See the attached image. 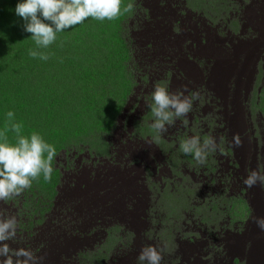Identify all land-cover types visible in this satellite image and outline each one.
Instances as JSON below:
<instances>
[{
    "label": "clouds",
    "instance_id": "obj_1",
    "mask_svg": "<svg viewBox=\"0 0 264 264\" xmlns=\"http://www.w3.org/2000/svg\"><path fill=\"white\" fill-rule=\"evenodd\" d=\"M132 10L134 14L125 23L134 22L139 28L128 32V37L123 40L122 66L126 69L135 62L140 69L138 73L144 72L141 82L146 96L134 98L126 109L135 110L138 105L134 100H138L141 102L138 109L146 111V114L131 123L133 147L115 151V154L110 150L103 153L99 150H104L105 145L101 144L99 135H93L99 130L108 131L106 134L109 136L115 134V141L119 140L121 145L128 146L131 142L123 126L115 124L121 119V103L113 105L109 120L101 119V123L93 126L88 142L66 119L70 97H66L64 92L74 91L86 72H96L103 78L108 73L107 63L98 66L90 62L83 64L75 51L83 42L86 19L112 21ZM134 16L137 19L133 21ZM0 23L1 28L13 38L14 45L21 37L12 34L21 32L28 40V55L39 58L50 67L42 99L31 102L26 110L21 108L24 112L21 121L8 107L4 110L8 111L4 113L3 126H0V264H52L50 258L55 256L60 262L64 256H77L78 264L99 261L105 264L108 257H113L111 261H114L113 255L93 256V250L97 248L102 252L108 238H117L118 233L123 232L122 228L129 225L130 229L134 224L131 230L135 231L136 226L139 228L143 224L142 220L147 215L141 214L140 221V214L132 211L131 203L143 202L147 206L144 195L152 196L157 177L171 184L170 192L162 195L164 203H177L178 200L183 205L221 203L223 200L229 203L226 210L230 216L228 223L236 229V234L229 239L227 252H234L237 245L264 241V217H259L264 204V0H133L127 5H122V0H0ZM76 25L72 35L62 34ZM181 33L182 40L176 37ZM177 40L179 43L173 46ZM132 44L142 45V52L134 49L130 53L133 59L141 56L139 62H133L129 56L127 48L133 49ZM61 48L73 50L65 64L66 68L71 66V81L64 85H60L58 79ZM195 60L204 66L197 67ZM225 60L226 66H222L220 62ZM132 74L137 75L135 72ZM33 83L35 85L37 81L33 80ZM151 83L154 88L146 92L145 86ZM180 85L185 88L179 90ZM130 92L131 89L123 102L126 103ZM101 106L104 108L105 104L101 103ZM149 110L153 118L147 115ZM192 116L196 123L190 125ZM212 118L216 123L213 126L210 125ZM189 134H201L202 138L188 137ZM215 135H221L230 142L233 155L236 159L235 153L239 157L241 169L238 161L230 165L233 181L228 194H223V190L219 192L218 199L211 201L210 194H207L209 190L203 183L207 180L204 176L197 174L191 177L181 169L179 174L187 183L182 182L177 190V181L159 174L163 167L173 165L177 158L182 157L176 154L171 158L176 150L189 158L191 156L205 170L212 171L217 164L208 156L218 150ZM10 136H13L12 141ZM54 138L60 141L54 144ZM85 141L95 150H90ZM78 142L80 147L77 149L66 148L70 156L62 169L63 195L58 197L57 207L47 212V204H35L31 213L40 219L33 218L31 226L27 227L30 240L20 247L17 239L22 226L17 216L6 212L8 201L11 203L20 196L17 199L19 208L15 212L19 213L20 208L25 210L29 200L23 198L22 193L41 178L54 185L59 178L58 170L52 166L56 151ZM132 153L141 157V162L131 163L126 169L129 162L126 158H130ZM118 162L123 163L124 173L129 171L127 177L115 174L114 170L111 172L114 166L121 170ZM226 166L229 167V163ZM188 180L193 182L192 187L188 186ZM93 183L100 187L104 185L99 188L98 195L90 190L89 184ZM186 185L189 188L184 190ZM165 186V183L161 184V188ZM88 190L95 201L106 199V207H110L118 222L111 221L114 218L98 210L97 205L85 203L83 194ZM148 203L155 201L148 200ZM235 203H241L240 211L234 212ZM257 203L260 209L255 211ZM166 209L172 211L167 205ZM182 213L187 216L182 220L185 224L190 214L185 210ZM241 218L249 219L250 225L239 231ZM258 228L262 236L255 241ZM112 229H116V233L110 236ZM155 230L148 232L152 244L158 238ZM185 230L194 231L189 227ZM208 232L211 239L221 240L222 230L211 226ZM90 239L99 240V243L90 246L85 242ZM225 242L216 244L220 246ZM34 248L39 251L34 253L31 250ZM212 253L213 250L204 257ZM92 257L95 260H91ZM162 259L161 251L154 246L143 247L137 256L139 264H161ZM188 260L192 262V258Z\"/></svg>",
    "mask_w": 264,
    "mask_h": 264
},
{
    "label": "rangeland",
    "instance_id": "obj_2",
    "mask_svg": "<svg viewBox=\"0 0 264 264\" xmlns=\"http://www.w3.org/2000/svg\"><path fill=\"white\" fill-rule=\"evenodd\" d=\"M132 1L133 0H122V5H127ZM134 1L137 2L138 0ZM138 8L140 9V5ZM132 14H134V10H132L130 13L120 16L115 20H105L103 22L96 21L91 18L86 19L84 22L83 42L75 48V51L77 52L83 64L90 62L91 64L98 66L107 63L109 66L108 73L106 78H103L98 76L96 72H86L82 80L77 83L76 89L74 91L66 90L64 92L66 97H70V102L67 105L69 109L66 119L72 123L74 128L79 129V134L82 137H86L88 142L91 140L90 133L93 131V126L101 123V119L104 121L109 120L110 114L114 110L113 105L121 103V119L119 118L120 121L118 120V123L115 124L117 127L120 124L123 126L125 135L131 139V142H129L128 146L121 145L119 140L115 141V134L109 136L106 134L108 131L100 132L99 130V133L94 132L93 135L100 136L101 144L105 145V149L99 151L103 153H106L108 150H110L115 154V151L129 150L130 147H133L134 141L132 142V140L134 137L131 123L136 118H140L146 114V111L138 109V107L141 105V102L138 100H134L138 105L135 110L130 108L126 109L127 104L132 102L134 98L139 99L140 97L146 96V93L143 89V84L141 82V80H143L144 72L138 73V70L140 69L136 67L134 62V60L139 62L141 56L134 57L133 59L130 54L134 51V49L142 52V45L140 46L137 44H132L134 47L133 49L128 46L127 49L129 51V56L131 59H133L134 65L131 67H126V69L122 66L124 53L122 52L121 47L123 40L128 37V32H135L139 28V26L134 22L127 24L125 23L126 19ZM135 19H137L136 16L133 17V21ZM76 27L77 25L70 30L62 32V34L72 35ZM185 27L186 25H183V28ZM175 31L177 30L175 29ZM176 37H179V39L182 40L183 33L177 35ZM178 43V40L173 42V46H176ZM72 52L73 50L71 48H66L65 50L61 48L60 50L61 56L58 61V79L60 85H64L71 81V66L66 68L65 64L67 60H70ZM128 63L130 64V60ZM195 63L199 68L204 66L202 62L199 63L196 61ZM220 63L222 66H226V60ZM135 68L137 72L135 71ZM133 72H135V74L137 73V75L132 74ZM153 88V83L148 84L145 86V91L150 92ZM184 88L185 87L182 85L178 87L179 90ZM130 89V96L127 98L125 103L123 102L124 97ZM151 93H149L150 96ZM101 103L105 104L104 108H102ZM263 112L264 110L262 113ZM148 114L150 115V118H153L150 110L148 111L147 115ZM117 116L118 114L116 117ZM195 123L196 120H194V117L192 116L189 124L192 125ZM215 124V120L212 118L210 125L213 126ZM67 136L69 137V132L67 133ZM105 136H107V138H105ZM190 136L201 137V134H189L188 137ZM213 137H215L218 141V150L217 152L208 156L211 162L217 164V166L212 171L205 170L200 164L194 162V159L191 156L189 158V156H186L179 150H176L175 154H173L171 158H175L176 154H180L182 157L180 159L177 158V162L168 166L174 171L168 167H163L159 171V174H163L177 181L175 183V189L177 190L180 188L182 182L187 183L186 180L183 181V178L179 174L181 169L182 172L189 173L191 177L192 175L197 176V174L204 176L208 181L205 180L203 183L206 184L209 190L207 194H210L211 201H215V198H217L220 194L219 192L223 190V194H228L232 190L229 187L232 185L233 181L230 165L238 161V166L241 169L239 157L235 153L237 159L235 158L230 148L231 143L226 141L221 135H215ZM58 141H60L59 138L53 139L54 144ZM88 142L85 141L86 145L89 146V149L95 150ZM95 142L98 141L95 140ZM70 147H75L77 149L80 147V142H78L76 145L74 144L73 146L61 147L56 151L57 154L53 159L52 166L54 169L58 170L59 178L58 181L54 183V185L51 182H44L42 178L39 181H34L32 187L28 190H25V192L21 195L23 198H27L29 203L25 204V210L20 208L19 213H16L15 210L19 208V200L17 199L20 196L11 200L10 202L12 204L8 201L9 207H7L6 212H11L12 215L17 216L19 224L22 226V229L20 228L21 230L18 231L17 239V243L20 247L27 245L30 240V231L27 227L31 226V222L34 220L33 218H36L37 221L40 219V217L35 215L34 212L31 213L35 207V204H47V212H51L52 209L58 205L56 204L57 201L59 202L58 197L63 195L61 186H63L62 178L64 176V172L62 169L64 167V162L67 161L70 156L66 148ZM168 156L169 155H167V157ZM126 159L129 160V162L126 163V169L131 163L133 164L134 162H141V157H137L134 153L131 154L130 158ZM227 163H229V167L226 166ZM117 164L121 166V170L118 171V169H116L117 166H114L110 169L111 172L114 170L115 174H123L122 177H127V172L129 171L127 170L126 173H124L123 163L118 162ZM107 172L108 171H105V173ZM97 183L100 182L97 181ZM154 183H156L158 186L156 185L155 189H153L152 196L148 197V195H144V202L147 206H145L143 202L131 203V205H133L132 211L140 214V221L141 214L147 215L144 218V221L142 220L143 224L140 225L139 228L136 226L135 231L131 230V228H134V224H131L130 229L129 225L128 228H124L125 230L122 228L123 232L118 233L119 235L117 238H108V242L102 252L97 251V248L95 249L96 251L93 250V256L94 254H105V256L113 255L114 261H111L113 257H108L106 258L105 264H139L137 256L141 249L147 246H154L161 251L163 256L161 264H264V241L260 240L262 232L259 228L255 236V241L260 240L259 242H254V244H247L245 246L237 245L236 248L238 249H236L234 252H227L226 247L230 243L229 239L232 237V235L236 234V229L228 223L230 216L227 214L226 210L227 204L229 205V203H226V200H223L221 203H184V205L179 200L177 203H164L165 200L162 199V195H167V193L170 192L171 184L159 177L156 178ZM162 183H165L166 186L161 188ZM102 186L104 185L102 184ZM102 186L100 187L96 183L89 184L90 190L96 191V195H98L99 188H102ZM188 186H193V182L191 180H188ZM188 186L186 185L184 190L189 188ZM58 187H60L59 191L57 194H55V191L58 189ZM87 189L89 188L87 187ZM90 190L84 192L83 194V200H85V203L97 205L98 210L101 209L103 213L107 214L106 216L114 218L111 219V221L118 222L119 219L116 218L115 214L110 211V207H106L108 205L105 203L106 199L102 202L95 201V198L91 194ZM158 198H160V200H157ZM205 199L207 200V198ZM148 200L155 201V203H148ZM229 200L230 198L227 199V201ZM166 205L172 211H174L177 207L183 206L179 210L176 209L174 212H168ZM240 206L241 203H235L234 212L237 210L240 211ZM254 208L255 211L258 210L260 209V205L257 203ZM262 208V213L259 217H264V204ZM183 210L190 214L185 224L182 220L187 216L182 213ZM242 213H244V209ZM241 220L242 223L240 224L239 231L250 225L249 219L241 218ZM219 221L222 223H219ZM161 222H164L165 224L161 225ZM149 225L153 226V228L151 229ZM204 225L206 228H203ZM211 226H213L215 230H222V235L219 238V240L221 239L220 241L210 238L212 235L210 234L209 236L208 230ZM35 227H38V225L36 224ZM186 227L193 228L194 231H187L185 230ZM96 230H99V227H96ZM114 230L116 229H112V235L110 236H113V234L116 233ZM153 230L156 231V235L158 236V238L153 241L154 244L150 242V234L148 233L149 231L152 232ZM99 233L101 235V232H98V234ZM100 235L97 236L101 237ZM222 241H226L225 244L217 246L216 243ZM85 242H87L88 245L93 246L98 244L99 240L90 239ZM215 245L216 248H214ZM31 250L34 253L39 251L37 248ZM212 250L213 253L205 258V254H208ZM189 257L192 258V262H189ZM77 260V256H64L63 262L59 261L58 256L50 258L52 264H76ZM91 260H95V257H92ZM95 264L103 263L99 261Z\"/></svg>",
    "mask_w": 264,
    "mask_h": 264
},
{
    "label": "trees",
    "instance_id": "obj_3",
    "mask_svg": "<svg viewBox=\"0 0 264 264\" xmlns=\"http://www.w3.org/2000/svg\"><path fill=\"white\" fill-rule=\"evenodd\" d=\"M15 1V0H13ZM20 28L19 23L17 25ZM22 35V36H21ZM21 37L18 44L10 34L1 28L0 23V126H3L4 113L14 111L16 119L21 121L31 102H38L44 95L45 77L50 67L39 58L28 55L27 38L21 32L12 34ZM11 50V53H7ZM47 73L46 76H42ZM33 80L37 81L34 85ZM8 107L9 109L4 111ZM13 140V136L9 137Z\"/></svg>",
    "mask_w": 264,
    "mask_h": 264
}]
</instances>
